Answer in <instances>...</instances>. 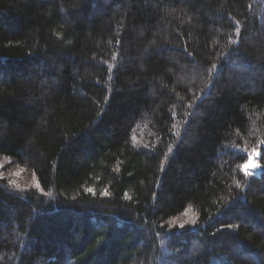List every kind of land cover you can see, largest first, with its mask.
I'll list each match as a JSON object with an SVG mask.
<instances>
[{"label": "trees", "instance_id": "trees-1", "mask_svg": "<svg viewBox=\"0 0 264 264\" xmlns=\"http://www.w3.org/2000/svg\"><path fill=\"white\" fill-rule=\"evenodd\" d=\"M0 161V264H264V0H0Z\"/></svg>", "mask_w": 264, "mask_h": 264}, {"label": "rangeland", "instance_id": "rangeland-1", "mask_svg": "<svg viewBox=\"0 0 264 264\" xmlns=\"http://www.w3.org/2000/svg\"><path fill=\"white\" fill-rule=\"evenodd\" d=\"M251 161L254 165H256V167H249L247 171L249 172H255L258 167L260 168L259 164H256V153H251L250 155ZM249 162V160L247 161V163ZM0 174H2L3 176L8 177V179L14 181L15 183H19V182H30L32 181V177L27 176V174H25L21 169L19 168H15V167H10L9 169L3 170V166L1 165V161H0Z\"/></svg>", "mask_w": 264, "mask_h": 264}, {"label": "snow or ice", "instance_id": "snow-or-ice-1", "mask_svg": "<svg viewBox=\"0 0 264 264\" xmlns=\"http://www.w3.org/2000/svg\"><path fill=\"white\" fill-rule=\"evenodd\" d=\"M253 151L255 152V149H254ZM249 167H256V165H254V164L252 163L251 158H249V162H248V163H245V164L243 165V168L245 169L246 172H247V170H248ZM89 191H91V190H89ZM106 194H107V193H105V195H106Z\"/></svg>", "mask_w": 264, "mask_h": 264}]
</instances>
